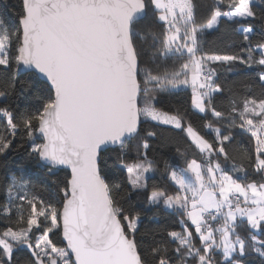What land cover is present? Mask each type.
I'll use <instances>...</instances> for the list:
<instances>
[{
    "label": "snow or ice",
    "instance_id": "6c2138e0",
    "mask_svg": "<svg viewBox=\"0 0 264 264\" xmlns=\"http://www.w3.org/2000/svg\"><path fill=\"white\" fill-rule=\"evenodd\" d=\"M196 8L195 0H21L14 29L0 19V66L12 78L23 66L45 83L37 90L42 94L35 111L18 114L0 107V155L22 134L29 155L50 175L69 171L55 201L43 199L23 178L11 177L0 216L11 220L15 214L16 225L0 230V264H13L16 247L31 250L26 264H150L136 239L139 215L122 205L123 186L103 174V152L115 146L127 183L133 189L147 187L145 174L154 170L147 139L140 145L143 152L124 162L126 142L139 136L142 118L186 131L202 156L201 162L185 160L186 166L166 161L177 191L154 190L149 197L186 217L182 231L168 233L177 243L175 255L167 246L153 247L154 264H243L239 258L249 250L264 257V239L257 235L264 236V182L243 183L215 158L229 160L231 129H242L255 141L250 166L264 179V93L244 99L242 108L231 106L226 116L215 107L214 97L223 89L212 66L227 65L231 71L239 62L264 69V40L253 45L251 39L253 23H264V9L258 17L253 0H216L210 17L200 23ZM150 12L160 30L157 35L149 26L153 56L183 61L178 66L161 69L142 58L137 25ZM228 21L240 24V54H201L200 36ZM258 79L264 83V71ZM182 87L191 88L194 108L227 120L224 132L214 129L215 144L191 124L185 128L179 115L156 107L158 93ZM7 94L0 91V97ZM233 171L247 173L243 167ZM244 223L242 236L237 228ZM54 237L61 238L59 245Z\"/></svg>",
    "mask_w": 264,
    "mask_h": 264
},
{
    "label": "trees",
    "instance_id": "16d2710c",
    "mask_svg": "<svg viewBox=\"0 0 264 264\" xmlns=\"http://www.w3.org/2000/svg\"><path fill=\"white\" fill-rule=\"evenodd\" d=\"M216 0H195L197 5V21L205 23L211 15V9L214 7ZM254 10L258 17L261 10L264 9V0H253ZM21 13V0H0V19H3L7 27L14 29L18 24V16ZM247 26V23L241 21ZM151 32L159 35V26L153 23L151 12L148 17L137 25L140 32L138 40V48L142 50V58L145 60L152 59L154 66L171 67L173 64L179 65L183 61L175 58H163L153 56L152 40L149 34V26ZM240 24L236 21L222 22L213 29L205 30L200 36V53L201 54H240L239 49L244 46L242 35L236 31ZM252 44L264 40V23H253ZM256 58H259L257 52ZM217 67V83L223 89L222 94L214 97L215 107L218 111H222L227 116L231 106L242 108L243 101L249 96L261 98L264 93V83L259 81L258 77L261 71L259 66L251 68L239 62L231 66ZM15 88H12V85ZM32 85V86H30ZM45 83L43 80L37 81L31 73L19 75L12 78V73L0 66V91L8 93L5 97H0V107H9L15 113L26 114L35 111L40 105L37 90H43ZM156 107L160 110L169 112L170 114L182 117L184 127L191 124L192 127L210 143H216V127L221 128L224 132L227 127V120L218 121L210 111L201 113L196 110L191 103V88L172 89L166 93H158ZM3 120L0 118V123ZM211 124L212 128L206 127ZM155 132V136L148 137L147 132ZM233 139L230 143L226 142V151L229 160L225 162L223 157H215L221 162L222 167L228 170L234 178H238L241 182L248 183L255 180L256 182H264L262 175L255 173L251 168V162L248 159L250 154H254L255 141L251 138L250 133L234 128L231 129ZM144 139H147L150 149L148 150V158L154 162V170L146 175L145 189H133L127 183V172L123 168L120 160L117 158L120 149L110 148L103 152L105 163L103 165V174L109 183H118L123 186L119 199L126 210L133 215H139L138 231L136 239L140 245L141 251L149 258L150 264H154L151 260V248L156 246H167L170 255H175L174 250L177 243L168 236L170 231H182L185 225L181 224L183 217L180 212L174 209L166 208L162 203L153 204L149 197L154 190L164 191L169 195H174L177 191L176 186L169 179L165 162L177 166H186L185 160L197 159L202 161V156L194 142L187 135L186 131L175 127L159 124L155 121L142 119L139 136L127 141V151L124 153L126 157L125 163H132L139 152H143L137 147ZM25 138L22 134H18L14 140V147L6 155H0V205L7 203L6 188L11 177L23 178L30 185L34 186V190L43 199L53 201L59 199V187L62 186L65 178L69 175V171L59 169L55 175H50L46 168L42 167L38 160L29 155L28 144L24 142ZM233 166L243 167L247 169L245 172H234ZM54 181L56 183H54ZM15 212V210H14ZM27 213H25L26 215ZM190 224V221L188 222ZM16 225V215L11 220H6L0 216V230L6 226ZM246 223L240 224L237 231L242 235H246ZM193 231L194 227L190 228ZM259 238L264 239V236ZM59 237H54V242L60 244ZM197 246H199L198 237H196ZM31 256V250L24 247H16L13 254V264H26ZM216 259L222 261V256L216 254ZM243 264H264V257H261L255 251H248L244 257H240Z\"/></svg>",
    "mask_w": 264,
    "mask_h": 264
},
{
    "label": "water",
    "instance_id": "95a60500",
    "mask_svg": "<svg viewBox=\"0 0 264 264\" xmlns=\"http://www.w3.org/2000/svg\"><path fill=\"white\" fill-rule=\"evenodd\" d=\"M30 72V70L29 69H27V68H24L23 66H21V69L18 71V74L19 75H22V74H26V73H29ZM140 128H141V125H140ZM140 128H139V131H140ZM133 138H135V137H133ZM132 138V139H133ZM132 139H130V140H132ZM129 140V141H130ZM110 148H116L115 146H108V148L107 149H110ZM66 170V169H65ZM68 171V170H67Z\"/></svg>",
    "mask_w": 264,
    "mask_h": 264
},
{
    "label": "rangeland",
    "instance_id": "374dc122",
    "mask_svg": "<svg viewBox=\"0 0 264 264\" xmlns=\"http://www.w3.org/2000/svg\"><path fill=\"white\" fill-rule=\"evenodd\" d=\"M212 66L215 67V65H212ZM195 109H196V108H195ZM196 110H198V109H196ZM198 111H199V110H198ZM199 112H200V111H199ZM206 112H207V111H206ZM203 113H205V112H203ZM142 119H143V118H142ZM183 125H184V123H183ZM169 126L174 127L173 125H169ZM185 128H186V127H185ZM190 139H191V138H190ZM191 140H192V139H191ZM140 145H141V144H139V143L137 144V147H138L139 150L141 149ZM147 174H148V173L145 174V177H146ZM243 183H244V182H243ZM193 227H194V226H193Z\"/></svg>",
    "mask_w": 264,
    "mask_h": 264
}]
</instances>
